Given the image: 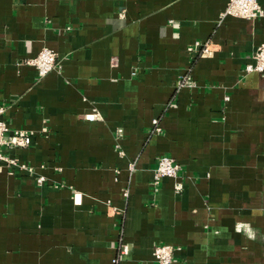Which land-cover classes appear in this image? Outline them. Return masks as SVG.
<instances>
[{"label": "crops", "instance_id": "crops-1", "mask_svg": "<svg viewBox=\"0 0 264 264\" xmlns=\"http://www.w3.org/2000/svg\"><path fill=\"white\" fill-rule=\"evenodd\" d=\"M227 1L0 0L1 117L35 132L3 152L46 177L0 161V264H158L161 243L180 246L172 264H264V71L244 70L264 0L254 19L220 17ZM42 47L60 67L39 76ZM161 156L180 192L151 188Z\"/></svg>", "mask_w": 264, "mask_h": 264}, {"label": "built area", "instance_id": "built-area-1", "mask_svg": "<svg viewBox=\"0 0 264 264\" xmlns=\"http://www.w3.org/2000/svg\"><path fill=\"white\" fill-rule=\"evenodd\" d=\"M225 15H232L237 17H244L247 19H254L263 15V9L259 4L258 0H228L224 11L221 13L220 17ZM190 53H194L196 57L206 56L212 53L211 44L208 41L200 42L195 41L192 45L187 47ZM27 63L34 65L37 69L38 75L43 76L51 70L58 69L60 67V62L58 60L57 53L48 47H42L38 53L26 60ZM245 72L253 71H264V43H261L253 54V61L247 63ZM134 74V72H133ZM183 86L194 87L195 83L191 79L190 68L186 72H182L178 76V86L181 88ZM225 99H228L226 96ZM5 110V106H0V161H4L8 167L12 170H22L35 177V182L38 186L45 183L46 177L43 174H38L34 167L28 163L20 162L17 158L7 155L3 152V147L13 148V147H25L32 142V138L35 134L32 130L15 129L10 130L6 121L1 117V114ZM87 120H95L98 114L95 112L86 113L84 115ZM42 130H45L42 128ZM151 130L153 132H159L161 127L159 125V118L152 119ZM120 130H117V136L120 137ZM117 151L122 154L120 145L116 144ZM45 166H42L44 168ZM59 169V168H58ZM128 169L130 172L136 169V162L132 161L129 163ZM180 165L169 156H161L158 158L157 164L153 169V175L151 179V188L156 190L160 184L163 177H172L178 179L174 184V190L180 192L183 189V181L180 180L181 176L179 174ZM64 185V183H55V186ZM124 195L127 196L128 189L123 191ZM72 198L74 202L80 200V193L73 190ZM180 249L179 245L173 244H157L152 250V257L154 261L158 264H172L174 251ZM130 251V246L126 242H121L119 247V255L113 260L115 263L118 262V257L128 254Z\"/></svg>", "mask_w": 264, "mask_h": 264}]
</instances>
